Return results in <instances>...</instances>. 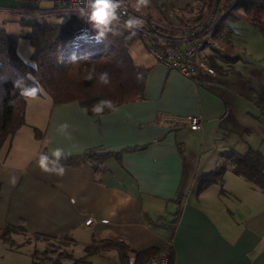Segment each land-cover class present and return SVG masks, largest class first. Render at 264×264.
<instances>
[{
  "label": "crops",
  "instance_id": "1",
  "mask_svg": "<svg viewBox=\"0 0 264 264\" xmlns=\"http://www.w3.org/2000/svg\"><path fill=\"white\" fill-rule=\"evenodd\" d=\"M26 4L0 0V21L9 30L20 25ZM135 4L129 6L138 15L177 35L188 8H206L198 0H151L139 11ZM130 52L147 69L144 95L116 105L118 111L97 115L78 100L28 98L26 123L0 150V228L23 226L32 235L71 238L79 255L55 264H75L80 257L76 264H122L115 249L86 254V246L106 237L133 250L170 245L172 264H264V187L229 167L222 182L196 193L199 175L224 160L221 151L252 146L264 154V107L255 102L262 87L249 96L246 85L231 78L233 71L186 76L136 41ZM194 115L202 119L199 129L189 124ZM64 123L67 133L58 130ZM187 132H197L202 143L193 145ZM56 147L69 155L121 153L106 158L101 170L60 163L63 175L44 172L39 156ZM12 245L0 238V264H39Z\"/></svg>",
  "mask_w": 264,
  "mask_h": 264
},
{
  "label": "trees",
  "instance_id": "2",
  "mask_svg": "<svg viewBox=\"0 0 264 264\" xmlns=\"http://www.w3.org/2000/svg\"><path fill=\"white\" fill-rule=\"evenodd\" d=\"M121 1L130 5L132 0ZM198 1L203 2L207 8H212V11H210V24L212 25L210 35L213 39H224L226 41L229 37L228 34L233 31L232 28H229V23L237 21L252 23L264 35V0ZM35 8L33 5L26 4L23 10L33 11ZM24 16L27 17L24 18ZM32 16L31 14L20 16L19 24L25 28L24 32L9 30L5 26V22L0 21V150L5 141L26 123L25 108L28 98L26 99L20 95V90L14 87V81L20 76L26 77L28 73L39 80L45 92L53 98L54 103L78 100L91 113H93L92 106L101 99L111 100L116 106L123 102L143 98L144 77L147 69L135 64L130 52V45L135 41L141 40L144 43L141 36L136 35V33L132 35L133 31L116 25V31L109 32L105 37H102L103 41L100 44L80 53L75 56V59L61 61L60 55L63 45L73 39L80 27L84 25L83 16L75 14L74 18H72L73 15L33 16L31 18ZM22 18L27 20L24 22ZM148 23L157 27L149 19ZM92 30L97 32L93 26ZM159 31L175 36L173 31L163 28ZM21 37H26L33 47L30 60H25L18 51V41ZM227 50V52L218 50L205 56V60L215 70L222 71L223 66L216 62L217 59L230 63L241 59L240 55L228 53L230 52L229 47ZM73 61L75 62L70 66ZM31 62L38 64V70H34L29 66ZM77 62L81 63L78 65ZM75 64L77 66L73 69ZM80 65L84 67L82 68ZM93 69V79L89 80L87 76L90 72H93ZM102 72L109 73L110 83L107 85L101 84L98 80V74ZM26 83L31 84L32 81L26 80ZM256 105L263 108L260 102H256ZM106 111H109V109L105 108L104 112ZM231 148L221 151V156L224 157L221 163L199 175L196 187L197 194L212 183L222 182L223 176L229 167L233 172L244 177L247 175L246 179L249 177V181L264 187V154L259 149L252 148V146L247 147L243 152L237 151L234 147ZM120 153L113 151L99 153L89 150L78 155H67V158L61 159L60 163L70 166L89 163L96 170H101V164L106 158L112 155L120 158ZM244 161L245 163H243ZM243 165L244 167H242ZM199 187L200 189H198ZM15 229L26 231L23 226L7 225L5 228H0V238L14 243L12 232ZM35 236L41 237L37 234ZM118 239L102 238L94 240L92 244L85 247L86 254L97 253L105 249H115L119 256L121 255L122 264H130V257L134 255V262L131 264H144L146 259L148 260L153 255L149 254L151 250L153 253L158 251L157 247H154V249L150 247L133 250L125 241ZM164 249H167L170 264H172V246L159 248V250ZM70 256V254H66V257ZM144 256H148V258H143ZM80 259L81 257L75 259V264Z\"/></svg>",
  "mask_w": 264,
  "mask_h": 264
},
{
  "label": "built area",
  "instance_id": "3",
  "mask_svg": "<svg viewBox=\"0 0 264 264\" xmlns=\"http://www.w3.org/2000/svg\"><path fill=\"white\" fill-rule=\"evenodd\" d=\"M29 5L37 6L33 11L24 10L22 15L31 14L36 17L42 16H68L81 15L85 23L76 33L75 37L63 45L60 59H70L78 56L94 46L100 44L103 38H98V33L93 32L92 24L87 19L88 9L85 0H27ZM119 27L125 28L124 21L130 16L138 17L143 21V26L138 29H127L141 36L149 52L160 62L182 74L196 78L202 72L215 74V69L210 66L202 57L201 52L206 47H213V37L210 35L212 25L210 14L206 15L193 27H185L176 36L164 34L159 31L160 26L154 27L148 23V18L141 17L125 2L121 1ZM126 29V28H125ZM210 35V36H209ZM73 58V57H72ZM189 124L192 129H199L202 126V119L198 115L189 117ZM89 219L87 222H90ZM144 264H170V258L165 250H159Z\"/></svg>",
  "mask_w": 264,
  "mask_h": 264
},
{
  "label": "rangeland",
  "instance_id": "4",
  "mask_svg": "<svg viewBox=\"0 0 264 264\" xmlns=\"http://www.w3.org/2000/svg\"><path fill=\"white\" fill-rule=\"evenodd\" d=\"M200 8V6L195 5L193 6V9L192 7L187 9L188 12L183 15V18L186 20L182 19L184 21L185 27L195 26L205 17L206 13L209 15L210 11H212L211 7H206L202 11H200ZM11 28L14 32H24L25 30L23 26L18 24L13 25ZM229 28H232L233 31L232 33L228 34L230 36L226 40L227 42L224 39H213L214 46L204 48V50L201 52V55L205 59V56L211 55L218 50L227 52L228 47L230 49V52L228 53L240 55L241 59L232 63L217 59L216 62H219L223 66V70H216L215 74L211 75H224L233 71L231 78L241 80L243 85H239H241V88L246 85V89L244 90L249 96L252 94L251 91L256 94V90L258 91V89L262 87L263 95H260L262 97L259 98L256 96L255 98L258 99L255 102H260L264 107V35L256 26L247 21H237L231 24L229 23ZM176 35L177 34H175V36ZM136 43L140 45L142 44V47H144L146 51L150 53L146 44L141 40H137ZM32 49L33 48L26 37H21L19 39L18 51L25 60L30 58L28 56L31 54L30 52H32ZM74 62L75 61L70 63V66H72ZM80 63L81 62H77L78 65ZM77 64H75L73 69L76 68ZM232 66L235 69L232 68ZM81 67L83 68L84 66ZM245 91L241 90V92L246 94ZM187 133L189 136H191L193 145L198 146L201 140L199 141V138H197V132H193L192 134L189 132ZM210 153H212L211 150H209L207 154L203 155L201 159V165L204 164L203 161L206 159L205 157L210 155ZM12 237L15 244L12 246H15L14 248H19L20 250L24 248L29 256L32 257L33 261L39 264L59 263L62 259L66 258V254H70L75 258L80 253L79 251H76V243H74L69 237L42 238L29 234L26 231L24 232L21 229H15L12 232Z\"/></svg>",
  "mask_w": 264,
  "mask_h": 264
},
{
  "label": "clouds",
  "instance_id": "5",
  "mask_svg": "<svg viewBox=\"0 0 264 264\" xmlns=\"http://www.w3.org/2000/svg\"><path fill=\"white\" fill-rule=\"evenodd\" d=\"M151 0H136V4L133 7L139 11L141 7H147ZM85 6L88 9L87 19L92 24L93 28L98 32V38L105 37L109 32L116 31V25L120 22V13L118 9L121 8V0H85ZM126 29H138L143 26V21L138 17L130 16L123 25ZM135 35V32L132 33ZM75 59V56H73ZM34 70H38L39 66L35 62L29 64ZM93 72H90L87 76L89 80L93 79ZM26 80H31L32 83H26ZM98 80L101 84H109L110 76L108 72H102L98 74ZM14 87L20 90V95L24 98H36L38 94L47 95L45 89L31 73L27 76H20L14 81ZM105 108L113 111H118L115 104L111 100L101 99L92 106L94 114H102ZM87 110L85 109V112ZM69 125L67 123L59 125L58 130L62 133H67ZM70 135V134H69ZM69 153L61 147H56L51 150L49 154H41L39 156V167L44 172L56 173L58 175L64 174V167L60 164L61 159L67 158ZM11 182L15 184V178L13 177Z\"/></svg>",
  "mask_w": 264,
  "mask_h": 264
},
{
  "label": "bare ground",
  "instance_id": "6",
  "mask_svg": "<svg viewBox=\"0 0 264 264\" xmlns=\"http://www.w3.org/2000/svg\"><path fill=\"white\" fill-rule=\"evenodd\" d=\"M167 1V0H166ZM173 1V0H172ZM169 3V2H168ZM196 3V2H195ZM199 3V2H198ZM16 4V3H15ZM18 4V3H17ZM20 4V3H19ZM23 4V3H22ZM212 5V4H211ZM13 6H14V4H13ZM34 6V5H33ZM167 6V5H166ZM169 6V5H168ZM179 6V5H178ZM17 7H19V6H17ZM25 7V6H24ZM23 7V8H24ZM36 8H37V6H35ZM27 8V7H26ZM28 8L30 9V7L28 6ZM31 8H32V6H31ZM35 8V9H36ZM2 9V8H1ZM20 9V8H19ZM4 10H6V9H4ZM16 10V9H15ZM168 10V9H167ZM177 12V11H176ZM142 15V14H141ZM27 17V16H26ZM25 16H24V18H26ZM28 17H30V16H28ZM144 17H146V16H144ZM24 18H22L23 20H24ZM31 18H33V16L31 17ZM71 18V17H70ZM72 18H74V15L72 16ZM197 19V18H196ZM25 20H27V19H25ZM25 20H24V22H25ZM169 20V19H168ZM2 21V20H1ZM152 22H153V20H151ZM178 21V20H177ZM155 22V21H154ZM27 23H29V22H27ZM226 24V23H225ZM168 25V24H167ZM224 25V24H223ZM6 26H7V24H6ZM170 26V25H169ZM190 26V25H189ZM228 26V25H227ZM81 28V27H80ZM225 28V27H224ZM170 30V29H169ZM227 30V29H226ZM232 31V30H231ZM10 32H12V31H10ZM227 33V32H226ZM137 35V34H136ZM230 36V35H229ZM223 38V37H222ZM226 39V38H225ZM228 42H229V40H228ZM30 43V42H29ZM228 44V43H227ZM31 45V44H30ZM33 48V47H32ZM33 50V49H32ZM31 50V51H32ZM30 53H32V52H30ZM28 57H30V54H29V56ZM208 58V57H207ZM29 59H31V58H29ZM28 59V60H29ZM70 59H72V58H70ZM211 59V58H210ZM209 60V59H208ZM232 60V59H231ZM60 61V60H59ZM232 68H234L233 66H232ZM235 69V68H234ZM236 73V72H235ZM146 75V74H145ZM250 76V75H249ZM247 79V78H246ZM248 79H249V77H248ZM251 81V80H250ZM245 83H246V81H245ZM247 84V83H246ZM252 85V84H251ZM230 96V95H229ZM232 96V95H231ZM232 98V97H231ZM237 105V104H236ZM236 108H237V106H236ZM201 143H202V141H201ZM233 144V143H232ZM235 144V143H234ZM202 147H203V144L201 145ZM230 146H232V145H230ZM253 148V147H252ZM257 148V147H256ZM232 149V148H231ZM235 149V148H234ZM223 150V149H222ZM236 151V150H235ZM238 151V150H237ZM241 153V152H240ZM219 155V154H218ZM223 156H224V152H223ZM228 158V157H227ZM222 160V159H221ZM238 160V159H237ZM241 160V159H240ZM243 163H245V161L243 162ZM241 164V163H240ZM216 165V164H215ZM244 165H246V164H244ZM244 165L242 166V167H244ZM214 166V165H213ZM207 168V167H206ZM209 168V167H208ZM212 168V167H211ZM241 171V170H240ZM242 173H244V172H242ZM245 175V174H244ZM247 175H245V177H246ZM198 177V176H197ZM248 179H249V177H248ZM250 180V179H249ZM200 182V181H199ZM258 183V182H257ZM206 185V184H205ZM259 185V184H258ZM198 189H200V187L198 188ZM190 191H192V190H190ZM178 215V214H177ZM179 217V216H178ZM170 222V221H169ZM174 222V221H173ZM118 237V236H117ZM107 238V237H106ZM112 238V237H111ZM121 238H123V237H121ZM65 239V238H64ZM63 239V240H64ZM119 240V239H118ZM124 241V240H123ZM121 243V242H120ZM168 246V245H167ZM166 246V247H167ZM101 247V246H100ZM151 247H153V246H151ZM165 247V246H164ZM102 248V247H101ZM153 249H154V247H153ZM162 249H163V247H162ZM156 250V249H155ZM165 250V249H164ZM167 250V249H166ZM165 250V251H166ZM149 251V250H148ZM158 251H159V248H158ZM151 252H152V250H151ZM149 253V254H154L153 252L152 253ZM168 252V251H167ZM120 254H121V252H120ZM148 254V255H149ZM127 257H128V255H126ZM135 256V255H134ZM133 256V257H134ZM120 257H121V255H120ZM145 257H147L148 258V256H144L143 258H145ZM149 259V258H148ZM136 261V260H135ZM145 261V260H144ZM146 261H147V259H146ZM123 262V261H122ZM171 262V261H170ZM142 263V262H141ZM131 264V263H130Z\"/></svg>",
  "mask_w": 264,
  "mask_h": 264
},
{
  "label": "water",
  "instance_id": "7",
  "mask_svg": "<svg viewBox=\"0 0 264 264\" xmlns=\"http://www.w3.org/2000/svg\"><path fill=\"white\" fill-rule=\"evenodd\" d=\"M72 57H73V56H72ZM72 57H71V58H72Z\"/></svg>",
  "mask_w": 264,
  "mask_h": 264
}]
</instances>
